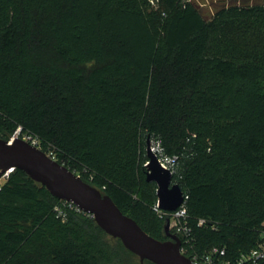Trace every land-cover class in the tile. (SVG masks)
Returning <instances> with one entry per match:
<instances>
[{"label":"trees","instance_id":"obj_1","mask_svg":"<svg viewBox=\"0 0 264 264\" xmlns=\"http://www.w3.org/2000/svg\"><path fill=\"white\" fill-rule=\"evenodd\" d=\"M18 128L168 240L147 180L153 141L178 158L193 251L249 252L264 231V4L207 20L189 0H0V138ZM0 264L141 261L14 168L0 191Z\"/></svg>","mask_w":264,"mask_h":264},{"label":"water","instance_id":"obj_2","mask_svg":"<svg viewBox=\"0 0 264 264\" xmlns=\"http://www.w3.org/2000/svg\"><path fill=\"white\" fill-rule=\"evenodd\" d=\"M147 153V180L157 184L161 207L168 211L176 210L184 200L182 188L178 184L171 185L172 174L159 163L149 139ZM10 168L24 170L57 198L71 202L83 212L91 214L108 234L119 238L127 249L136 254L141 264L145 260L155 264H197L181 253V240L170 231L169 218L165 230L171 239L155 238L134 218L124 213L110 196L104 195L79 174L22 138H0V174Z\"/></svg>","mask_w":264,"mask_h":264},{"label":"built area","instance_id":"obj_3","mask_svg":"<svg viewBox=\"0 0 264 264\" xmlns=\"http://www.w3.org/2000/svg\"><path fill=\"white\" fill-rule=\"evenodd\" d=\"M21 128H18L11 139H15L16 137L26 140L27 142L33 144L34 146H37L40 148V140L37 136L25 133L22 136H20ZM152 142V143H151ZM150 144L153 145L154 150L152 151L156 154L159 163L166 169L170 170L171 174L174 173V165L177 161V156H170L163 153L162 148L154 143L153 141H150ZM41 149V148H40ZM149 160L147 161L146 165L148 166ZM14 170V168H10L5 172H2L0 174V191L2 189L3 184L9 177L10 173ZM2 170L0 169V172ZM178 184L177 181H172L171 185ZM181 187V186H180ZM183 197L184 200L182 204L173 211L165 210L161 207L159 198H157L155 204L153 205V209L156 211V213L161 218H165L166 220L169 218L170 220V231L177 236L181 235L184 239L181 240V253L187 257H189L194 263H201V264H260L262 261H264V231L261 235V240L259 241L258 245L250 250L247 253H243L240 256H238L235 259H228L226 258L227 252L225 248H221L219 246H213L208 251L204 253H198L193 251L194 247V241L195 238L192 235V227L189 223V214H188V208H187V199L188 195L184 193L183 191ZM65 201V200H64ZM68 203L71 207H75L77 210H80L75 204L65 201ZM59 209V208H57ZM60 214L64 216V213L60 210ZM91 215V214H89ZM92 216V215H91ZM93 217V216H92ZM208 223V221L205 218H199L198 225L204 226ZM212 228H215V225L212 226Z\"/></svg>","mask_w":264,"mask_h":264},{"label":"rangeland","instance_id":"obj_4","mask_svg":"<svg viewBox=\"0 0 264 264\" xmlns=\"http://www.w3.org/2000/svg\"><path fill=\"white\" fill-rule=\"evenodd\" d=\"M189 1H191V3H193L194 6H196L201 11L203 17L207 20L211 19L218 9H220L223 6H228L230 4H238V5L239 4H264V0H189ZM39 36L42 38L44 37V35L42 34H39ZM88 66H91V64H89ZM21 133H20V136L23 135V133L22 134ZM151 149L154 150V147L152 144H151ZM46 153L52 158H54L51 150H47ZM141 189L142 191L138 193L141 198H145L146 195H148V193L151 190L149 186L145 184L142 185ZM149 199L151 200V196Z\"/></svg>","mask_w":264,"mask_h":264}]
</instances>
